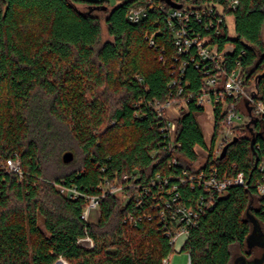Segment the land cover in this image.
I'll list each match as a JSON object with an SVG mask.
<instances>
[{"label":"trees","instance_id":"1","mask_svg":"<svg viewBox=\"0 0 264 264\" xmlns=\"http://www.w3.org/2000/svg\"><path fill=\"white\" fill-rule=\"evenodd\" d=\"M120 1L108 11V0H0V264H54L60 258L71 264H163L174 250L156 208L166 190L153 187L140 207L133 198L125 203L107 194L97 221L83 217L85 196L99 194L105 177L122 179L127 173L147 183L158 173L170 181L167 188L177 185L182 201L192 204L205 190L180 181L184 167L189 172L215 167L222 177L243 172L248 183L217 194L214 207L190 230L184 248L191 264H236L239 256L246 264L255 258L264 264V246L248 244L252 218L262 230L264 223L255 168L264 158V116L253 115L250 126L251 120L237 127L239 139L226 155H214L221 104L215 106L209 150L198 118L205 111L198 103L206 91L205 69L189 61L181 73L189 55H178L174 46L166 22L172 5ZM140 3H149L148 13L132 22L128 11ZM183 3L217 12L221 7L232 16V26L225 19L220 33L194 17L190 24L220 49L233 45L229 67L242 65L248 89L264 103V0H238L235 7L227 0ZM169 95L188 99L189 107L178 121L174 146L156 112L157 101ZM198 147L209 151L204 161ZM71 150L80 153V162H63V153ZM10 158L20 159L21 178L6 171ZM58 184L76 185L84 195L72 198ZM86 236L94 247L79 242ZM255 248L260 255L252 256Z\"/></svg>","mask_w":264,"mask_h":264},{"label":"built area","instance_id":"2","mask_svg":"<svg viewBox=\"0 0 264 264\" xmlns=\"http://www.w3.org/2000/svg\"><path fill=\"white\" fill-rule=\"evenodd\" d=\"M110 1V0H108ZM177 3H182L180 7H173L166 10V22L168 28L172 32L174 46L177 48L178 55H189V60H184L181 63L180 71L183 74L185 65L189 61L196 63V66H203L205 69L203 75V83L206 91L198 97V103L207 107V103L211 104V124L215 125V106L221 104V128L218 138L213 148L214 155H220L224 142L232 140L237 136V127L243 126L252 118L264 116V103L255 97V89H248L246 75L242 69V65L238 62L234 67L228 65V55L231 54L234 48H227V45L220 49L218 43H213L210 36L201 35L200 32L194 30L191 26V20L194 17L197 21L203 22L206 28H214L216 33L221 31V22L228 19L224 15L223 9L219 7L218 12L214 7L204 8L199 10L187 5H184L183 0H174ZM228 6L235 7L238 0H227ZM149 3H140L134 5L128 11V18L132 22L140 21L148 13ZM164 9L163 6H161ZM217 15H214V13ZM215 19H218L216 21ZM151 45H154V40L151 39ZM176 83V82H175ZM183 92V87L178 88V94ZM251 109V112L249 111ZM245 110V112H244ZM189 111L188 99L177 100L174 95H169L164 102L156 103V112L165 120V125L162 131H166L170 137L171 146L177 144V128L178 121ZM242 112V113H241ZM242 114L244 115L242 119ZM254 115V116H253ZM242 119V121H239ZM220 135L222 139L219 140ZM208 146L209 150L212 146ZM207 156L209 151H206ZM179 155L176 153L173 156V162L178 163ZM5 169L9 173L17 174L20 178L23 176V168L19 158L7 159ZM259 175L256 181L257 192L264 195V158L257 165ZM136 175V174H135ZM130 179H134L133 181ZM183 183H190L191 187L198 185L203 187L205 193L200 195L192 204H187L181 199V194L177 185L173 184L167 188L170 181L161 174H156L150 182L139 183L134 174H123L122 179L115 177L113 180L105 177L99 184V194L87 195L86 206L83 211L84 219L88 220L92 211L100 207V201L107 194L118 196L123 202L128 203L130 199H134L137 206L143 205V194L150 193L153 187H158L160 191L166 190L167 193H160L159 198L163 199V204H157L159 214L163 223V230L170 239V244L175 246L177 238L189 233L195 227L201 216L207 210L214 207L216 195L226 191L230 186L243 185L248 186L243 172L237 175L224 174L220 176L215 167H211L209 172L198 170L189 172L184 167L183 176L179 177ZM61 192L69 195L72 198L83 196L84 194L76 185H60ZM129 222L133 225L137 220L133 215H129ZM88 240L85 246L88 248L94 247V241L91 237L86 236L80 238L79 242L84 243ZM87 242V241H85ZM170 256L163 259V264H170ZM191 264V258L189 259Z\"/></svg>","mask_w":264,"mask_h":264},{"label":"rangeland","instance_id":"3","mask_svg":"<svg viewBox=\"0 0 264 264\" xmlns=\"http://www.w3.org/2000/svg\"><path fill=\"white\" fill-rule=\"evenodd\" d=\"M121 3L120 0H110L109 1V9L108 11H110L115 5ZM81 8H84L85 9V5H80ZM99 13V11L97 12ZM102 19L104 20V13L101 14ZM101 20L103 22V36L104 38H107L108 35H107V31H106V24L105 22ZM230 23V25L232 26L233 24V18L232 16H228V19H227ZM233 45L231 44H228L227 45V48H232ZM211 109H212V106L211 104L207 103V107H206V110L203 112V113H200L198 118L200 119V121L202 122V125H203V129L206 133V138H207V141L210 142L211 139H212V134H211V130L212 128L209 127L211 126L210 123H211ZM245 112V110H244ZM242 113V112H241ZM244 115L242 114V119H243ZM242 119H240L239 121H242ZM222 139V136L220 135L219 137V140ZM210 145V143L208 144V146ZM197 151L199 152V160L200 161H204L205 158L207 157V153L204 149H201V148H197ZM71 152H73V161L74 162H80V153L77 151H73L71 150ZM98 217H99V208L97 210H94L92 211L90 217L88 220H92V221H97L98 220ZM262 226H263V231H264V223H262ZM189 237V233H184L182 235H180L177 240H176V243H175V246H174V250H173V253L170 255V264H189V259H190V254L189 252L184 248L185 246V242L187 241ZM87 241V242H85ZM84 241V245L88 244V240H85ZM237 251H239L238 247L236 246L234 248V253H238ZM262 252V250L260 248H255L253 251H252V256H255V255H260ZM59 264H71L70 262H68L67 260L65 259H61V263L59 262Z\"/></svg>","mask_w":264,"mask_h":264},{"label":"water","instance_id":"4","mask_svg":"<svg viewBox=\"0 0 264 264\" xmlns=\"http://www.w3.org/2000/svg\"><path fill=\"white\" fill-rule=\"evenodd\" d=\"M169 2V4H171L173 7H180L181 4L177 3L173 0H167ZM107 5H103L101 6L103 10H106L108 7H106ZM99 8V6L97 7ZM95 8H91L90 11H92ZM249 111L251 112V109L249 108ZM255 121L253 118L252 120L248 123V126H250V123ZM239 138L237 136H235L232 140H230L227 144L224 145L223 150L221 152L220 157H223L226 155L227 153V149L229 147V145L234 142L237 141ZM73 159V152L71 151H67L65 153H63V162H70ZM257 166V162L255 163V168ZM253 221V230L252 232L249 234L248 236V244L250 247L254 246V245H260V246H264V233L263 230L261 229V227L259 226L260 224L258 223V221L255 218H252ZM238 262H242V264H246L248 263L247 259L245 256H239L236 259V264ZM263 262V258H255L253 259L250 263L251 264H262Z\"/></svg>","mask_w":264,"mask_h":264},{"label":"crops","instance_id":"5","mask_svg":"<svg viewBox=\"0 0 264 264\" xmlns=\"http://www.w3.org/2000/svg\"><path fill=\"white\" fill-rule=\"evenodd\" d=\"M199 122H200V124H201V126H202V128H203V125H202V122L200 121V119H199ZM210 125L211 126H209V127H211L212 128V130H211V134H212V137H213V133H214V126L210 123ZM204 130V129H203ZM204 135H205V140H206V143H207V145L210 143L211 144V141L210 142H208L207 141V138H206V133H205V131H204ZM212 140V139H211ZM61 259H63V258H60V259H58L56 262H54V264H58L59 262L61 263Z\"/></svg>","mask_w":264,"mask_h":264}]
</instances>
